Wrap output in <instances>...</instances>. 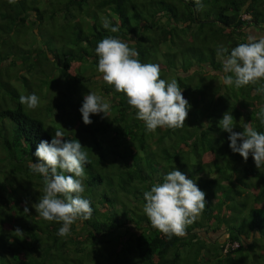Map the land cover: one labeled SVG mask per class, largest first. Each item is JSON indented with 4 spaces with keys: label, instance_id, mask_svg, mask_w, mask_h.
Returning <instances> with one entry per match:
<instances>
[{
    "label": "trees",
    "instance_id": "obj_1",
    "mask_svg": "<svg viewBox=\"0 0 264 264\" xmlns=\"http://www.w3.org/2000/svg\"><path fill=\"white\" fill-rule=\"evenodd\" d=\"M202 1L198 12L194 0H0V264H264V166L233 153L218 126L229 112L233 131L248 123L264 132L257 119L264 93H256L260 84L225 85L217 55L220 46L246 42L249 27L264 33V0ZM108 36L158 64L162 79L178 81L190 105L183 127L146 131L124 94L99 78L94 49ZM90 91L110 113L85 125L79 108ZM32 93L50 102L43 116L19 102ZM55 129L64 140L92 141L80 142L92 216L66 237L36 214L43 178L28 168ZM174 168L207 204L185 235L168 238L143 213V192ZM225 241L237 246L223 252Z\"/></svg>",
    "mask_w": 264,
    "mask_h": 264
},
{
    "label": "clouds",
    "instance_id": "obj_2",
    "mask_svg": "<svg viewBox=\"0 0 264 264\" xmlns=\"http://www.w3.org/2000/svg\"><path fill=\"white\" fill-rule=\"evenodd\" d=\"M16 2L8 0L9 4ZM194 4L195 11L203 10L201 0H194ZM102 25L112 33L119 30L107 19ZM94 52L98 58L96 72L100 74L99 78L124 94L135 118L143 122L146 131L174 130L185 125L189 102L183 97L177 80L161 78L158 64L142 63L135 48L115 36L100 40ZM217 55L222 57L225 85L242 88L260 84L256 93H264V84H261L264 81V36L250 34L246 42L231 49L220 46ZM19 102L34 110L40 100L32 93L21 95ZM79 112L83 123L88 125L92 123L91 115L103 113L109 118L110 104L90 91L84 95ZM257 119L264 125V108L257 113ZM218 126L229 133V148L233 153H238L245 161L251 154L257 169L264 166V132L248 123L241 125L243 131H233L236 124L229 112L223 114ZM63 137V131L55 129L50 143L41 140L37 145L34 155L38 162L28 164L32 173L43 178V194L34 206L35 212L45 221L59 223L57 235L60 237L69 235L71 226L78 220L91 219L93 211L91 202L82 195L88 153L82 150L78 140H64ZM143 198L142 211L150 225L168 238L185 235L186 228L202 214L207 204L205 192L176 168L163 176V182L154 183L144 191ZM16 232L22 234L19 229Z\"/></svg>",
    "mask_w": 264,
    "mask_h": 264
},
{
    "label": "rangeland",
    "instance_id": "obj_3",
    "mask_svg": "<svg viewBox=\"0 0 264 264\" xmlns=\"http://www.w3.org/2000/svg\"><path fill=\"white\" fill-rule=\"evenodd\" d=\"M170 1H172V0H170ZM175 1V0H174ZM167 4L168 3H165V4H163V5H161V8L162 9H164L166 6H167ZM202 4L205 6V4L203 3V1H202ZM153 6H155V5H153ZM205 8V7H204ZM198 12H200V11H198ZM261 30V32H259V31H256L255 29H253V28H251V27H249L248 29H247V32H249V35L251 34V35H256V36H258V35H260V36H264V33H262V31H263V29H260ZM259 32V33H258ZM154 56L155 57H157V58H159L161 61H162V58H161V54H160V52H155L154 53ZM16 90H18V91H21V89H20V87H16ZM40 100V103H39V109H40V115H44V113H45V109H44V107L45 106H47L50 102H49V100H47V99H39ZM48 103V104H47ZM49 123H51V122H49ZM105 140H107V139H105ZM80 142H83V143H85V144H91L92 143V141H86V140H84V141H80ZM110 141L109 140H107V141H102L101 142V144L102 145H105V144H108ZM110 155H111V153L110 152H108L107 153V155H106V158H107V160L108 161H110V159H109V157H110ZM217 238H219V237H217ZM222 238V236L219 238V239H221Z\"/></svg>",
    "mask_w": 264,
    "mask_h": 264
},
{
    "label": "built area",
    "instance_id": "obj_4",
    "mask_svg": "<svg viewBox=\"0 0 264 264\" xmlns=\"http://www.w3.org/2000/svg\"><path fill=\"white\" fill-rule=\"evenodd\" d=\"M235 246H237V242L236 241H225L223 243V246H222V251L224 252L227 248H234Z\"/></svg>",
    "mask_w": 264,
    "mask_h": 264
}]
</instances>
